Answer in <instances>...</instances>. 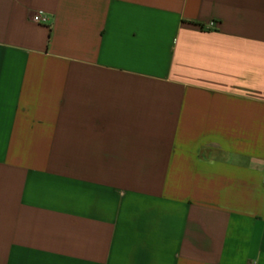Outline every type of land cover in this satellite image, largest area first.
<instances>
[{
  "label": "crops",
  "instance_id": "obj_1",
  "mask_svg": "<svg viewBox=\"0 0 264 264\" xmlns=\"http://www.w3.org/2000/svg\"><path fill=\"white\" fill-rule=\"evenodd\" d=\"M0 264H264V0H0Z\"/></svg>",
  "mask_w": 264,
  "mask_h": 264
},
{
  "label": "built area",
  "instance_id": "obj_2",
  "mask_svg": "<svg viewBox=\"0 0 264 264\" xmlns=\"http://www.w3.org/2000/svg\"><path fill=\"white\" fill-rule=\"evenodd\" d=\"M55 14L48 11H38L34 13L33 19L39 24H46L50 20L54 19Z\"/></svg>",
  "mask_w": 264,
  "mask_h": 264
}]
</instances>
